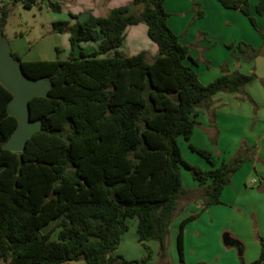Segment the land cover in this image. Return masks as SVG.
I'll use <instances>...</instances> for the list:
<instances>
[{
    "label": "trees",
    "instance_id": "1",
    "mask_svg": "<svg viewBox=\"0 0 264 264\" xmlns=\"http://www.w3.org/2000/svg\"><path fill=\"white\" fill-rule=\"evenodd\" d=\"M49 2L54 12L62 4L51 0H13L27 10ZM166 0H133L113 9L105 18L90 17L74 25L54 23V31L71 32L72 52L66 60L22 62L33 78L46 77L52 90L46 98L30 102L31 119L42 120L43 131L27 143L24 153L4 148L18 126L8 111L12 94L0 83V259L5 264H145L151 259L146 244H160L159 259L168 258V236L179 200L190 194L182 169L199 182L202 212L221 205L223 190L246 162L244 157L216 166L212 154L191 144L199 108L209 106L222 92L240 93L257 79L255 74L224 72L208 85L185 64L189 46L168 26ZM225 8L239 10L264 39L250 9V0H218ZM9 5H0V35L9 16ZM256 13L264 17V0ZM145 24L158 54L148 62L145 53L127 56L121 48L130 26ZM99 49L87 53L76 47L98 41ZM234 48L233 44L228 46ZM242 57L259 52L240 43ZM192 60V59H191ZM193 64L197 62L192 60ZM179 138L205 159L204 170L182 156ZM210 182V183H209ZM51 197V198H49ZM178 247L183 262V232ZM138 220L139 241L147 252L142 261H129L118 254L127 221ZM49 224L45 235L41 230ZM56 234V240L52 236ZM261 255L253 263L264 264ZM206 264V263H200Z\"/></svg>",
    "mask_w": 264,
    "mask_h": 264
},
{
    "label": "crops",
    "instance_id": "2",
    "mask_svg": "<svg viewBox=\"0 0 264 264\" xmlns=\"http://www.w3.org/2000/svg\"><path fill=\"white\" fill-rule=\"evenodd\" d=\"M12 1L0 0V5ZM51 1L62 4L61 11H68L70 21H66L64 16H50L44 27L48 34L56 33L53 25L59 20L74 25L77 19L71 15L79 17L88 13L90 17L105 18L111 10L129 6L133 2ZM259 1L250 0V9L258 26L264 31V17L256 13ZM44 5L48 11H52L48 1ZM164 5L170 15L168 26L183 44L189 46L190 58L197 62L193 64L188 58L185 64L194 69L202 85H208L219 78L224 73V65L230 74H255L256 59L264 56V39L242 12L227 9L218 0H166ZM101 41L102 38L96 44L86 45L91 51L82 50L87 53L96 51ZM240 43L253 47L259 52L258 56L254 59L242 57L235 49ZM231 44L235 47L229 48ZM11 48L20 58L23 56L19 45H12ZM121 51L127 56L145 53L147 61L151 62L158 54V46L148 37V27L139 24L128 27ZM244 93L251 100H244L240 93L222 92L212 98L209 106L199 108L197 126L191 137L194 147L212 154L216 166L230 164L239 157L246 159L223 190L222 204L212 205L202 212L200 184L182 169L184 186L191 193L179 200L176 216L170 225L167 261L163 263L159 259L160 244L150 241L146 244L153 255L145 264H240L242 260L253 263L260 258V239L264 237V79L257 77L244 88ZM178 142L182 156L188 163L204 170L212 168L189 148L183 138H179ZM253 180L256 182L252 183ZM198 214L196 220L184 227L182 262L178 247L180 227L185 220ZM127 224L129 229L122 236L118 254L129 261L145 259L148 254L139 241L138 220L130 219ZM226 238L237 241L239 247L226 243ZM0 264L5 263L0 259ZM68 264L89 263L81 260Z\"/></svg>",
    "mask_w": 264,
    "mask_h": 264
},
{
    "label": "water",
    "instance_id": "3",
    "mask_svg": "<svg viewBox=\"0 0 264 264\" xmlns=\"http://www.w3.org/2000/svg\"><path fill=\"white\" fill-rule=\"evenodd\" d=\"M89 18L90 14H82L78 22H86ZM255 74L259 79H264V56L256 59ZM0 83L12 94L8 111L18 121L17 128L4 143V148L21 154L25 152L28 141L43 131L42 120L31 119L30 102L35 98L48 97L53 86L46 77L33 78L26 74L22 62L14 57L11 45L4 35H0ZM6 167L7 165L1 166L0 173ZM52 227L53 224L47 225L41 233L47 234ZM226 243L239 247V243L232 239L226 238Z\"/></svg>",
    "mask_w": 264,
    "mask_h": 264
},
{
    "label": "rangeland",
    "instance_id": "4",
    "mask_svg": "<svg viewBox=\"0 0 264 264\" xmlns=\"http://www.w3.org/2000/svg\"><path fill=\"white\" fill-rule=\"evenodd\" d=\"M11 3L8 4L10 12L4 28V36L9 41L11 47L12 45H19L21 47L23 51L21 58H23V61H41L43 59L46 61L53 59L66 60L70 57L72 52L70 43L71 32L65 30L59 34H48L44 28L49 22L50 16H64L63 18L66 21H70V15L67 10H65V13L63 11H48L44 3L27 10L21 5L13 6ZM59 21L63 22V20ZM95 42L79 43L76 51L79 52L81 49L91 51L86 45L96 44ZM184 171L188 172L189 176L192 177L190 171L186 169ZM52 240H56V234L52 236Z\"/></svg>",
    "mask_w": 264,
    "mask_h": 264
},
{
    "label": "built area",
    "instance_id": "5",
    "mask_svg": "<svg viewBox=\"0 0 264 264\" xmlns=\"http://www.w3.org/2000/svg\"><path fill=\"white\" fill-rule=\"evenodd\" d=\"M255 182H256V180H253V181H252V183H255Z\"/></svg>",
    "mask_w": 264,
    "mask_h": 264
}]
</instances>
